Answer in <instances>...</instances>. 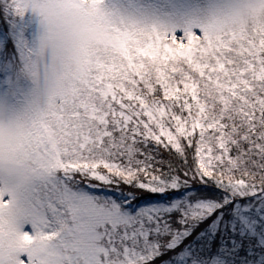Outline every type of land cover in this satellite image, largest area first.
<instances>
[{"label": "snow or ice", "instance_id": "obj_1", "mask_svg": "<svg viewBox=\"0 0 264 264\" xmlns=\"http://www.w3.org/2000/svg\"><path fill=\"white\" fill-rule=\"evenodd\" d=\"M0 264H264V0H0Z\"/></svg>", "mask_w": 264, "mask_h": 264}]
</instances>
